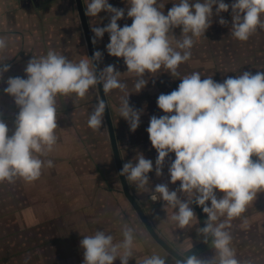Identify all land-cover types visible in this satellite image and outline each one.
I'll return each mask as SVG.
<instances>
[{
    "label": "clouds",
    "instance_id": "1",
    "mask_svg": "<svg viewBox=\"0 0 264 264\" xmlns=\"http://www.w3.org/2000/svg\"><path fill=\"white\" fill-rule=\"evenodd\" d=\"M127 3L130 26L118 25L125 9L112 6L109 0H89L84 15L97 17L102 11L111 14L106 26L91 27L92 43L109 34L106 50L111 56L123 58L127 72L135 74L137 93L148 83L144 77L162 67L172 77H179L178 67L191 58L193 37L205 35L211 26L213 6L217 16L231 8V34L240 41H247L258 28L264 29V0H234L231 5L224 0H178L166 15L158 0H127ZM218 22L222 26L228 23L223 17ZM175 28L181 29L182 39H176ZM7 46L6 38L0 37V52ZM102 57L103 53L96 50L91 58L73 62L49 50L45 56L29 60L26 79L8 78L4 92L14 98L19 113L11 136L8 126L0 120V182L22 179L30 183L40 178L45 166H54L52 160L40 157L51 152L57 142V96L75 94L82 99L98 85H102L105 94L114 89L125 92L127 85L120 81L121 72L114 65L97 69ZM0 65L2 78L11 66L3 61ZM180 81L175 90L158 96V108L165 114L151 116L146 129L158 153L156 176L163 174L165 158L174 153L168 172L170 183L179 181L180 186L170 190L168 184L162 183L153 191L176 210L170 220L179 229L198 220L190 206H200L207 220L198 233L205 242L212 238L216 254L211 259L192 254L177 259L175 264H240L230 247L232 237L226 229L232 219L240 217L256 200L258 193L264 192V72L245 71L223 82L214 81L212 76L202 79L199 72H193ZM129 96L122 98L119 114L134 133L140 125L142 110L130 106ZM106 107L105 100L97 97L87 122L94 131L103 127ZM253 156L257 157L255 161ZM151 171L153 161L137 153L135 163L132 160L124 163L119 175L143 188L149 183ZM217 190L223 193L219 199ZM182 195L187 198L181 199ZM151 199L157 197L153 195ZM220 217L226 219L216 223ZM134 231L124 225L123 238L116 242L105 231L84 236L80 241L83 264H114L117 259L121 264H129L136 239ZM140 264H166V259L153 254Z\"/></svg>",
    "mask_w": 264,
    "mask_h": 264
},
{
    "label": "crops",
    "instance_id": "2",
    "mask_svg": "<svg viewBox=\"0 0 264 264\" xmlns=\"http://www.w3.org/2000/svg\"><path fill=\"white\" fill-rule=\"evenodd\" d=\"M81 2L85 10L89 0H81ZM109 3L116 8L125 9V16L117 21L118 25L121 27L125 24L130 26L132 19L127 17V8L129 7L127 0H109ZM162 5L164 7L161 8V11L166 15L170 9V7H168L169 3L165 2L162 3ZM110 15V13L102 11L97 17L86 16L91 38L94 35L91 31V27L106 26L110 21ZM174 32L175 29L173 30V33ZM104 36L110 42L109 34L105 33ZM0 37L6 38L8 45L3 52H0V61H3V64L11 66L7 72L3 73L2 78H0V120L8 126V134L11 136L15 131V120L19 113V107L15 104L14 98L4 92V89L7 87L6 82L8 78L21 77L26 79L25 68L29 60L32 57L39 58L40 56H45L49 50H54L67 57L68 60H71L73 55L68 54L70 50L66 49V45L69 43H73L78 54L80 53L81 59H84V55L88 56V54L86 45L84 44L83 31L74 0H0ZM81 44L85 46L84 49ZM174 44L175 42L173 41V45ZM262 48L254 49V53L256 52V55L261 56L263 53H260V49ZM254 53L249 54H251V57H254L252 56ZM233 59H235V57H233L232 60ZM98 65L101 70L99 63ZM164 76H168V74ZM93 89H90L86 94V99L77 98L75 94L57 96L56 108L58 127L55 130L57 142L51 152L40 157L43 160H52L54 166L51 168L45 166L42 169L40 178L30 183L22 179H16L13 183L7 181L0 182L1 219L6 218L10 213L12 222L15 223L16 218L20 224H29L28 230L31 229L30 235L34 236V244H37L41 251L39 252L41 255L40 257H38L33 250L32 255L28 256L27 253H30V247L23 249L26 252V256L22 260H18L17 257L14 259L12 253L5 254L1 256L0 264H83L84 250L80 246V241L84 236L92 235L96 231H105L113 235L114 242H116L123 238L121 230L124 225L132 227L135 230L134 235L136 237L134 241L133 258H130L129 264H140L145 257H150L153 254L165 258L166 264H175L176 259L163 250L148 234L136 212L124 197L122 190L120 192L121 198L118 200L124 201L121 203L123 213L120 212L118 222L112 221L116 226V230L111 226L107 229L111 223L110 219L112 217L111 215L110 217L106 216L107 210L105 207H107V202L105 200H107V196L104 195L105 189L103 188L98 189L101 192L94 190V197L93 200H91L95 203H101L103 206L102 211L98 210L97 212L96 210L93 212L94 215L103 214V222H101V224L99 221L93 224H90V222L89 224L85 223V221L79 219L78 215L75 216L78 211L70 212L69 216H67L66 212L64 213L61 211L62 208H66V206L68 209H79V198L76 190H72L69 193V190L64 188H67L65 185L69 182L73 188V185H76L78 180L83 178L82 174L84 173L81 172L78 168L79 166L73 164V162L78 161V154H87L84 152V144L81 143L79 139L84 132V130H80L79 125H81L83 129L88 126V123L85 121L86 116L84 110H90L92 112L97 103L94 100L95 91ZM158 89L161 91L160 93L158 92L157 96L153 99L156 101L154 105L157 107V97L159 94H168L175 90L173 84L168 82L162 84ZM107 101L112 115V105L108 97ZM157 110L158 112H163L159 108H156V111ZM69 119L74 120V122ZM114 120L112 115L116 140L122 164H124L125 161L123 159L125 158L127 149L126 141L129 139H123V136L120 134H139V132L135 131L133 133L131 131L124 132L119 130L120 132L118 133ZM104 125L105 122L103 126ZM103 129L102 127L99 131H95L94 137L98 140V143H102L100 148L104 149L102 150L103 155L107 153L109 158L113 160L106 126L105 131ZM145 137L146 136L140 137L139 144L145 143ZM60 155H70V159L61 158ZM169 155L173 156V160L175 159L174 153H170ZM256 159L257 157L255 156L253 160L255 161ZM80 162L85 166L87 160L83 158ZM171 163L172 162L163 165V168H165L163 169L164 173L161 179L157 181V184L166 183L170 190H176L179 188L180 182L177 181L175 184L170 183L168 169ZM91 166L95 171V167L93 165ZM128 186L133 196L144 209L155 230L176 250L186 257L195 254L200 259H211L215 256L216 250L212 245V238L209 237L208 241L205 242L203 235L198 233V229L204 227L207 220V214L203 213L200 206L196 204L190 206L194 210L198 220L193 221V224L185 229H179L176 223L170 220L171 215L176 210L167 206V203L160 199L158 193L149 190L151 188H148L147 185L143 188H139L137 184L132 181H128ZM64 190L66 191V195L63 194ZM153 195L157 197L156 200L151 199ZM100 196L103 197L101 198ZM222 196L223 193L217 190L218 199ZM186 198V195L181 196V199ZM18 199L22 201L20 202ZM259 200L262 201L261 205L264 206V192L258 193L256 200L253 202H259ZM207 203L208 206H211L210 201ZM251 203L248 206H250ZM109 214H111V212H109ZM242 215L243 213L241 216ZM240 217L232 219L230 221V227L226 229L230 232L232 237L239 235L238 227H240ZM94 218L95 216H93V219ZM225 219L226 217H220V220L216 223ZM66 220H69L67 222L70 223L71 227L64 223ZM21 229H23V226L20 227L19 230ZM69 231H74L75 234L74 236L72 235L73 239L70 245L69 242H67V233ZM36 235L38 239L35 237ZM257 243V247L261 246V244L264 245V242ZM250 245L251 244H247V242L240 240L232 242L230 247L234 250L235 256L238 261H240V264H264V260H258L259 256L264 257V252L262 251L261 254L255 255L251 252ZM8 246H11V244ZM16 246L18 247L20 245L16 244ZM23 250L20 252H23ZM66 253L69 255H66ZM251 253L253 256H251ZM114 264H121V262L117 259L114 261Z\"/></svg>",
    "mask_w": 264,
    "mask_h": 264
},
{
    "label": "rangeland",
    "instance_id": "3",
    "mask_svg": "<svg viewBox=\"0 0 264 264\" xmlns=\"http://www.w3.org/2000/svg\"><path fill=\"white\" fill-rule=\"evenodd\" d=\"M158 2L161 5L162 3L168 2V7L171 8L173 6V3H178V0H159ZM192 2H194V0H192ZM224 2L231 5L234 0H224ZM215 9L216 6H213L212 23L211 26L206 30L205 35L200 37H193L195 43L191 49V58L178 67L177 71L180 74L179 77H172L169 71L162 67L160 70H158V72L154 74H147L144 77V79L148 80V83L139 93H137L134 88L137 77L135 76V74L127 72V67L124 64L123 58L114 57L108 54L106 45L109 43V41L106 39V37L103 36L94 44L95 50H99L103 53L102 61L99 62L101 70L107 65H114L116 70L121 72V75L119 77L120 81L127 85L125 92H122L119 89H114L110 93L106 94V96L110 99V103L112 105L111 110L113 119H115L114 121L116 123L117 132L119 133L120 131H129L128 123L119 114L121 100L126 94L130 95V106L137 110H142L140 125L136 130L137 132H139V134L120 135L123 136V139H129L126 141L127 149L125 152V158L123 159L125 163L130 160L135 163L137 153H142L146 159H150L153 161V171L148 173L149 183L147 184V187L151 188L149 190H153L155 188V186L157 185V181L160 180L162 176H156L155 160L158 153L152 147L148 133L146 131L149 126L151 116L155 115L159 117L161 115H164L163 112H158V110L156 111V108L158 107L154 105L156 101L153 99L157 96V93H160L161 91H159L158 88H160L162 84L168 82L170 84H173L174 89H176L181 82L180 78L186 75H190L193 72H199L202 79L212 76V78L216 82H223L224 79L240 75L246 70L247 72H251L252 74H255L258 71L264 72V48H262L264 47V29L258 28L257 31L253 35H251L247 41H240L234 38L231 34V8H229V11L227 12L220 13L219 16L215 14ZM221 17L228 21L227 25L222 26L219 24L218 21ZM262 19H264V17H262ZM173 34L175 35L176 39L183 38L180 28H175V32ZM81 45L84 49L85 46L83 44ZM173 46L175 47V44ZM256 48H262L260 49V53H263L261 54V56L256 55V52L254 53V49ZM66 49L70 50V53L68 52V54L73 55V58L70 61L78 62L79 60H81L79 55L80 53L78 54V51H76V47L73 45V43H69L68 45H66ZM249 53H254L252 54V56L254 57H251V54ZM84 56V59L88 58L87 55ZM232 56L235 57V59L232 60ZM165 74H168V76H164ZM93 90L95 91L94 100L95 102H97L98 93L96 88H94ZM83 99H86V96ZM84 111V114L86 116L85 121L88 122L91 111ZM69 120L74 122V120L72 119ZM79 126L80 130H84V132L82 131L83 133L81 134L79 139L81 140L80 142L84 144V152L87 154H78V161L73 162V164L79 166L78 168L84 174H82L83 178L78 180L79 183L76 181L77 184L73 185V188L71 187L72 185L70 184V182L66 183L65 186L67 188H64L68 189L69 193L72 190H76L79 198V209H68L66 206V208L63 207L61 211H63L64 213L66 212L67 216H69L70 212L72 211H78L75 216L78 215L79 219L85 221V223L89 224L90 222V224H93L99 221V223L101 224V222H103V214L101 213L94 215L93 212L96 210L97 212L98 210L102 211L103 206L101 203H95L91 200H93L94 197V190L99 191V188H103L105 189L104 195L107 196V200H105L107 202V207H105V209L107 210L106 216L110 217L111 215L112 217L110 219L111 223L109 224L107 229L111 226L116 230V226L112 223V221L118 222L120 212L123 213L121 203H123L124 201H119V198H121V186L118 180L115 165L113 163V160L109 158L107 153H104L103 155L102 150L104 149L100 148L102 143H98V140L94 137L95 131L92 130L89 126H87L85 129H83L81 125ZM103 128V130L105 131V125L103 126ZM139 136H146L144 140L145 143L139 144ZM69 156L60 155L61 158L65 159H70ZM83 158L87 160L85 166L82 164V162H80ZM172 161L173 156L169 155L165 158L164 164H168ZM88 162L90 163V165ZM91 165L95 167V171L93 170L94 168ZM163 169L162 173H164ZM63 194L66 195L65 190L63 191ZM103 196L100 197L102 198ZM19 201L21 202L22 200ZM261 202L262 201L259 200V202H253L250 206H247L246 211L240 217V227H238L239 235L233 237L231 236V243L234 241L237 242L242 240L244 242H247V244H251L250 250L255 255L261 254L262 251L264 252L263 244H261V246L259 247L256 246L258 244L257 242H264V206L261 205ZM17 206L19 207L18 204ZM109 212H111V214H109ZM93 216H95L94 219ZM67 221L69 220H66L64 223L70 226V223ZM22 226L23 229L19 230ZM29 226V224H20V222L16 218L15 223L12 222L10 213L4 219H1L0 217V258L5 254L7 255L12 253L14 255L12 256L14 259H16L17 257L18 260H22L26 256V252L23 249H27L28 247H30V253H27L28 256L32 255V250L38 255V257L41 256L39 253L41 252L40 247H38L37 244H34V236L30 235L31 229L28 230ZM93 227L97 228L96 226ZM72 235H75L74 231H69L67 233V242H69V245L72 243ZM35 237L38 239L37 235ZM10 244L11 246H8ZM16 244L20 246L17 247ZM21 250H23V252H20ZM66 255L69 254L66 253ZM251 256H253V254ZM261 259L264 260V257L259 256L258 260Z\"/></svg>",
    "mask_w": 264,
    "mask_h": 264
},
{
    "label": "water",
    "instance_id": "4",
    "mask_svg": "<svg viewBox=\"0 0 264 264\" xmlns=\"http://www.w3.org/2000/svg\"><path fill=\"white\" fill-rule=\"evenodd\" d=\"M76 4V8L78 11V17L80 21V25L83 31V36H84V41L87 49V54L88 58H91L93 53L95 52L94 49V44L92 43V38L90 34V30L88 27L87 19L86 16L84 15V9L82 6L81 0H74ZM96 63V62H94ZM97 69H99V65L97 64ZM98 97L102 98L106 102V111L104 114V122L108 134V140L111 148V154L113 157L114 165L116 168L117 176L120 182L121 190L126 198V200L129 202L133 210L136 212L138 218L142 222L144 228L148 232V234L151 236V238L163 249L165 250L169 255H171L174 259H184L186 256L180 253L178 250H176L172 245H170L165 239H163L160 234L155 230L153 227L152 223L150 222L148 216L146 215L144 209L140 205V203L136 200V198L133 196L131 193L129 186H128V181H126L124 176H120L119 173L122 169V159L120 155V151L118 148L117 140H116V135L113 127V122L110 114V109L108 106V101L106 94L102 90V85H98L96 87ZM252 159H255V156L252 157Z\"/></svg>",
    "mask_w": 264,
    "mask_h": 264
}]
</instances>
